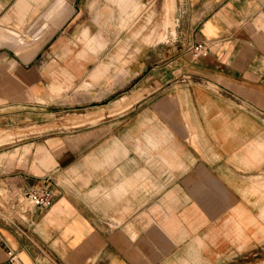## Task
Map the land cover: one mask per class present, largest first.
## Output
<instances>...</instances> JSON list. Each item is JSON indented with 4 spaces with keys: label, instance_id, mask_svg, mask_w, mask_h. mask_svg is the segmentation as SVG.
Returning a JSON list of instances; mask_svg holds the SVG:
<instances>
[{
    "label": "crops",
    "instance_id": "obj_1",
    "mask_svg": "<svg viewBox=\"0 0 264 264\" xmlns=\"http://www.w3.org/2000/svg\"><path fill=\"white\" fill-rule=\"evenodd\" d=\"M22 111L81 112L0 148V264H264V0H0Z\"/></svg>",
    "mask_w": 264,
    "mask_h": 264
},
{
    "label": "rangeland",
    "instance_id": "obj_2",
    "mask_svg": "<svg viewBox=\"0 0 264 264\" xmlns=\"http://www.w3.org/2000/svg\"><path fill=\"white\" fill-rule=\"evenodd\" d=\"M146 7L140 5L136 10V14L142 13ZM167 13V12H165ZM171 11L166 14L167 17H171ZM170 26H173L171 21ZM77 112H60L52 115H39L34 118L31 117L26 111H22L23 116L15 118L12 120L8 119L0 124V148L10 146L16 143H26L30 137L35 135H48L57 131L71 130V125L67 122V118L72 116L68 113H80ZM37 121V122H35ZM1 123V122H0ZM2 200L0 199V205H2ZM0 210V215H2ZM264 217V216H263ZM264 219V218H263Z\"/></svg>",
    "mask_w": 264,
    "mask_h": 264
},
{
    "label": "built area",
    "instance_id": "obj_3",
    "mask_svg": "<svg viewBox=\"0 0 264 264\" xmlns=\"http://www.w3.org/2000/svg\"><path fill=\"white\" fill-rule=\"evenodd\" d=\"M189 49L194 56H198L207 50V46L204 42H198L191 45ZM23 199L29 206L48 208L54 203L55 195L47 188L31 189L23 193Z\"/></svg>",
    "mask_w": 264,
    "mask_h": 264
}]
</instances>
